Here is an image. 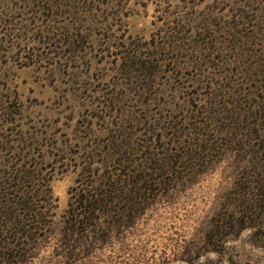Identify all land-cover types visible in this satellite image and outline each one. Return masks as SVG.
<instances>
[{
	"label": "rangeland",
	"instance_id": "1",
	"mask_svg": "<svg viewBox=\"0 0 264 264\" xmlns=\"http://www.w3.org/2000/svg\"><path fill=\"white\" fill-rule=\"evenodd\" d=\"M140 176L64 245L70 199ZM7 198L46 216L15 264H264V0H0Z\"/></svg>",
	"mask_w": 264,
	"mask_h": 264
},
{
	"label": "trees",
	"instance_id": "2",
	"mask_svg": "<svg viewBox=\"0 0 264 264\" xmlns=\"http://www.w3.org/2000/svg\"><path fill=\"white\" fill-rule=\"evenodd\" d=\"M100 186L101 189L99 187L95 190L91 186L92 191H89L91 194H85L82 190V193H79L75 199L69 200L65 212L67 221L63 227L64 245L70 243L71 238L77 233V227L85 224L84 219L94 222L97 218L96 214L100 212L106 211L111 214L114 220L111 225L114 227L130 225L132 218L139 212L140 202L145 201L152 191L141 176L131 182L115 181ZM23 198L0 200V227L3 230L0 234V260L7 264H15L16 259L26 258L28 248L40 236L39 230L46 227L44 207L38 206L37 201L32 198ZM120 201L124 206L120 214L115 215V208H118L115 204ZM77 216L82 220L74 219ZM82 233L83 231L80 234ZM97 237L100 241L105 238V236ZM72 254L73 251L69 252V255Z\"/></svg>",
	"mask_w": 264,
	"mask_h": 264
}]
</instances>
